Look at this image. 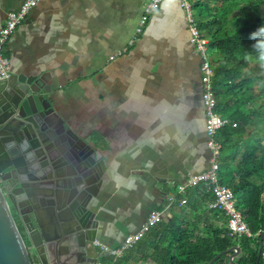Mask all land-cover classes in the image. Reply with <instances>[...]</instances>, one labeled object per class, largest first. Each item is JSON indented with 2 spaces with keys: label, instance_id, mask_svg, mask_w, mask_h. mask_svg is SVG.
<instances>
[{
  "label": "crops",
  "instance_id": "obj_1",
  "mask_svg": "<svg viewBox=\"0 0 264 264\" xmlns=\"http://www.w3.org/2000/svg\"><path fill=\"white\" fill-rule=\"evenodd\" d=\"M22 1L0 0V28ZM148 1L39 0L4 47L10 72L40 76L60 116L106 159L98 242L111 249L152 209L168 212L175 185L209 166L201 58L179 0H162L128 46ZM197 214L185 209L182 217H197L200 236L206 224L226 227L225 214Z\"/></svg>",
  "mask_w": 264,
  "mask_h": 264
},
{
  "label": "water",
  "instance_id": "obj_2",
  "mask_svg": "<svg viewBox=\"0 0 264 264\" xmlns=\"http://www.w3.org/2000/svg\"><path fill=\"white\" fill-rule=\"evenodd\" d=\"M49 94L37 75L0 79V264H100L109 255L96 244L106 159L94 141L73 132ZM2 187L15 197L27 241ZM263 239L264 225L255 264ZM229 252L227 264H236L238 245L207 264Z\"/></svg>",
  "mask_w": 264,
  "mask_h": 264
},
{
  "label": "trees",
  "instance_id": "obj_3",
  "mask_svg": "<svg viewBox=\"0 0 264 264\" xmlns=\"http://www.w3.org/2000/svg\"><path fill=\"white\" fill-rule=\"evenodd\" d=\"M188 1L207 50L216 54L210 61L217 111L230 120L216 134L222 147L219 181L232 190L235 206L253 234L264 225V68L246 62L242 53L253 51L250 34L264 26V0ZM213 199L202 184L187 187L134 246L118 257L102 256L100 264H207L235 243L243 250L237 264H255L261 234L237 235L210 223L204 224L205 235L200 236L194 228L197 217L191 222L182 217L185 209L199 216L204 208L223 217V212L208 208ZM226 255L212 264H226ZM258 264H263L261 256Z\"/></svg>",
  "mask_w": 264,
  "mask_h": 264
},
{
  "label": "built area",
  "instance_id": "obj_4",
  "mask_svg": "<svg viewBox=\"0 0 264 264\" xmlns=\"http://www.w3.org/2000/svg\"><path fill=\"white\" fill-rule=\"evenodd\" d=\"M39 0H23L19 8L7 14L4 24L0 28V79H4L10 74L9 59L4 54V47L9 40L11 34L22 23L26 14L32 9ZM162 0H149L143 8V12L139 18L128 46L132 47L141 37L144 28L149 22L152 15L158 10ZM180 5L185 11V19L190 34V42L194 45L199 53L200 62V81H201V99L205 110V134L206 145L209 149V166L208 169L201 173H190L182 181L175 185V195L169 198V202L173 203L176 194L183 193L187 187L202 184L206 190H209L214 199L208 203V208L218 210L226 215V227L237 235H251L257 237L262 233L258 230L251 233L241 212L235 206L234 194L232 190L219 181L218 170L221 153V143L217 140V131L230 123V120L222 116L217 111V96L213 86L214 67L207 55V40L197 27L196 20L192 14L191 4L188 0H179ZM122 52L119 51L118 55ZM111 55L109 58L113 59ZM165 211L163 209H152L139 229L134 233L128 234L122 245L111 249L96 241L101 250L109 251V255L118 257L125 249L134 246L145 233L158 222L161 221ZM264 264V250L261 252Z\"/></svg>",
  "mask_w": 264,
  "mask_h": 264
},
{
  "label": "clouds",
  "instance_id": "obj_5",
  "mask_svg": "<svg viewBox=\"0 0 264 264\" xmlns=\"http://www.w3.org/2000/svg\"><path fill=\"white\" fill-rule=\"evenodd\" d=\"M250 39L255 41L252 45L253 51L243 52L242 58L248 63L258 64L264 68V26L251 33Z\"/></svg>",
  "mask_w": 264,
  "mask_h": 264
},
{
  "label": "flooded vegetation",
  "instance_id": "obj_6",
  "mask_svg": "<svg viewBox=\"0 0 264 264\" xmlns=\"http://www.w3.org/2000/svg\"><path fill=\"white\" fill-rule=\"evenodd\" d=\"M201 91H202V90H201ZM203 107H204V106H203ZM204 111H205V110H204ZM2 189H3V187H2ZM3 191H4V195H5V197H6V200H7L8 203L10 204V209H11L12 214H13V216H14L16 222H17V225L19 224V225L21 226L22 230H20V231L22 232L24 238H25L26 241H27V237H26V233H25L24 226H23L22 222L20 221L19 217L16 215V213H15V211H14V208H13V206H12V204H11V200L16 201V200H15V197H14V195L10 192V190H6V191H5V190L3 189ZM11 191H12V190H11ZM17 203H18V202H17ZM19 203H20V204H23L24 202H23V201H20ZM28 208H29L28 206L23 205V209H26V210H27ZM28 246H29V244H28Z\"/></svg>",
  "mask_w": 264,
  "mask_h": 264
},
{
  "label": "rangeland",
  "instance_id": "obj_7",
  "mask_svg": "<svg viewBox=\"0 0 264 264\" xmlns=\"http://www.w3.org/2000/svg\"><path fill=\"white\" fill-rule=\"evenodd\" d=\"M207 55H208L209 60L216 58L215 52H212L210 50H207ZM30 253H31L32 257H35L34 251L32 249H30Z\"/></svg>",
  "mask_w": 264,
  "mask_h": 264
}]
</instances>
